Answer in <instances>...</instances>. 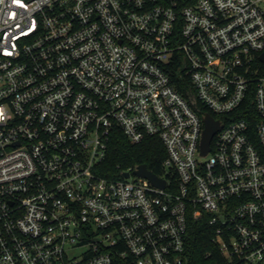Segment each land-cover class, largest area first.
I'll list each match as a JSON object with an SVG mask.
<instances>
[{"label": "built area", "instance_id": "1", "mask_svg": "<svg viewBox=\"0 0 264 264\" xmlns=\"http://www.w3.org/2000/svg\"><path fill=\"white\" fill-rule=\"evenodd\" d=\"M116 130L162 187L100 174ZM203 217L264 264V0H0V264H189Z\"/></svg>", "mask_w": 264, "mask_h": 264}, {"label": "trees", "instance_id": "2", "mask_svg": "<svg viewBox=\"0 0 264 264\" xmlns=\"http://www.w3.org/2000/svg\"><path fill=\"white\" fill-rule=\"evenodd\" d=\"M177 87L183 90L180 81ZM166 150L160 139L147 137L138 144L128 141L120 130H116L108 145L106 159L100 165L99 172L107 178L120 177L121 172L139 164H146L155 174L162 173V161ZM206 219H191L188 223L186 239V259L189 264H226L224 257L216 250L211 241L212 228ZM210 256L206 258V255Z\"/></svg>", "mask_w": 264, "mask_h": 264}, {"label": "water", "instance_id": "3", "mask_svg": "<svg viewBox=\"0 0 264 264\" xmlns=\"http://www.w3.org/2000/svg\"><path fill=\"white\" fill-rule=\"evenodd\" d=\"M205 122V129L203 132V138H202V153L205 154L209 150V144L211 141V138L213 134L220 128L221 124L219 121L214 120L211 115L206 114L204 117ZM134 173L145 177L149 179L153 184L162 187L165 183V180L162 178H159L155 173H153L151 170H149L146 166V164L142 163L137 165L136 169L134 170ZM124 177H128L129 173L124 172Z\"/></svg>", "mask_w": 264, "mask_h": 264}]
</instances>
